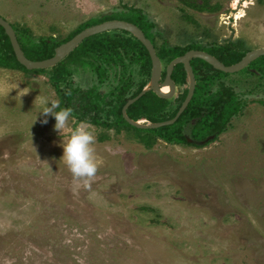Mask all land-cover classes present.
<instances>
[{
  "label": "rangeland",
  "instance_id": "obj_1",
  "mask_svg": "<svg viewBox=\"0 0 264 264\" xmlns=\"http://www.w3.org/2000/svg\"><path fill=\"white\" fill-rule=\"evenodd\" d=\"M132 8L157 46L264 48V0H0L8 22L57 40ZM68 64L79 86L99 85L87 64ZM246 67L230 74L255 76L264 99ZM39 95L58 99L46 72L0 67V264H264V106L202 151L89 123L99 168L74 195L62 144L81 121L60 133L54 117L40 123Z\"/></svg>",
  "mask_w": 264,
  "mask_h": 264
},
{
  "label": "trees",
  "instance_id": "obj_2",
  "mask_svg": "<svg viewBox=\"0 0 264 264\" xmlns=\"http://www.w3.org/2000/svg\"><path fill=\"white\" fill-rule=\"evenodd\" d=\"M197 10L206 9L203 5L190 4ZM211 10L212 8H208ZM118 15L115 11L92 17L79 24L66 37L61 40L53 37L38 36L33 37L29 29L23 26L13 27L18 43L24 55L31 60H42L53 56L54 49L61 43L69 40L85 27L100 23L109 19H123L136 24L150 39L154 45L156 54L161 61L162 71L161 80L165 76L166 65L175 57L184 54L189 49H199L206 51L216 57L225 65L237 62L241 59L248 49L237 43L218 44L216 42L207 45H201L194 42L185 46H168L155 43V34L153 32L154 23L139 9H129L122 11ZM187 19L193 20L188 15ZM80 61L87 64L95 73L98 84L106 86L101 90L99 85H92L84 89L73 79V69L69 62ZM206 66L211 67L206 62ZM0 67L8 69H20L29 72L21 65L15 57L9 38L3 27L0 26ZM258 70L260 77L264 78V56H259L251 61L247 67ZM245 68V69H246ZM33 71L46 72L60 100L61 107L73 108V116L78 120L95 124L96 126L113 128L117 131L125 129L128 132L134 130V138H138L147 146H150L156 139L150 135H158L164 141L169 143L186 142L184 139H175L172 128L174 124L165 125L155 129H138L128 124L122 117L121 108L125 102L137 95L147 84L151 72V60L145 47L138 39L127 31L121 29L107 30L97 33L83 39L70 53L62 60L48 68L33 69ZM218 73L225 74L216 70ZM186 73L181 64H176L171 74V80L174 83V93L168 98L157 96L152 91L144 93L140 98L134 101L126 110L127 115L137 120L140 117H146L152 121H163L172 118L177 106L183 101L187 87L185 80ZM180 90V93H178ZM71 92V95L65 93ZM177 118V122L182 121L187 116L188 108ZM146 132L144 136H139L141 132ZM133 132V131H132ZM134 132V133H135Z\"/></svg>",
  "mask_w": 264,
  "mask_h": 264
},
{
  "label": "flooded vegetation",
  "instance_id": "obj_3",
  "mask_svg": "<svg viewBox=\"0 0 264 264\" xmlns=\"http://www.w3.org/2000/svg\"><path fill=\"white\" fill-rule=\"evenodd\" d=\"M212 56L217 58L216 55ZM199 60L202 59H190V65L195 77V86L192 97L188 102L190 107L188 108L187 116L180 122H177L176 119L172 128L174 132L172 136L175 139H184L186 142L170 143L178 147L188 146L194 151H202L209 143L220 139L222 136L231 135L238 130L241 132L243 124L247 121L252 110H255L258 104L264 106V99L258 97L257 80L253 81L255 76L252 79L248 77L243 79L242 75L232 77L233 75L230 73L223 72L225 74H221L210 64L211 67H208ZM248 70L253 75L258 73V70L254 68H249ZM243 80L248 82L243 83ZM182 88H186V95L188 86H183ZM178 93H180V90H178ZM180 105L181 103L177 106V110ZM249 106H251V109ZM73 117L76 118L75 116ZM140 118H142V123L158 122L143 116ZM76 120L81 121L77 118ZM243 132L248 137V128ZM132 133L134 132H126L128 136L135 137ZM145 134L146 132L143 131L139 136L141 137ZM150 136L156 140H163L158 135Z\"/></svg>",
  "mask_w": 264,
  "mask_h": 264
},
{
  "label": "water",
  "instance_id": "obj_4",
  "mask_svg": "<svg viewBox=\"0 0 264 264\" xmlns=\"http://www.w3.org/2000/svg\"><path fill=\"white\" fill-rule=\"evenodd\" d=\"M0 26L3 27L6 35L9 38L16 60L28 70L52 67L60 60H62L68 53H70L83 39L91 35L101 33L107 30H114V29H121L130 33L132 36L138 39L140 43L147 50L151 60V72L147 84L141 89V91L137 95L128 99L125 102V104L121 108V113L125 121L128 122L131 126L135 128H143V129H155L161 126L173 124L176 121V119L179 117V115L183 112V110L186 108L188 102L192 97L195 86V77L192 67L190 65L191 58L202 59L217 70H220L225 73H233L243 69L257 57L264 56V48H255L247 51L245 55H243L241 59L238 60L237 62L232 63L230 65H225L217 58L212 56V54L206 51L199 49H189L184 54L173 58L166 65L165 76L161 80L162 64L156 54L154 45L152 44L150 39H148L144 35L143 31L136 24L132 22L126 20H120V19H109L85 27L77 34H75L72 38L55 47L53 56L42 60H31L24 55L18 43L13 27L11 26L10 22H8L1 15H0ZM176 64L183 65V68L186 73L185 80L187 82L188 90L175 115L172 118L164 121L147 122V123H142V118L137 120L130 118L126 113L127 108L129 107L130 104H132L134 101L140 98L144 93L148 91H152L157 96L162 98H168L171 95H173L175 87H174V83L171 80V74ZM164 87H166L167 89L163 90Z\"/></svg>",
  "mask_w": 264,
  "mask_h": 264
},
{
  "label": "clouds",
  "instance_id": "obj_5",
  "mask_svg": "<svg viewBox=\"0 0 264 264\" xmlns=\"http://www.w3.org/2000/svg\"><path fill=\"white\" fill-rule=\"evenodd\" d=\"M65 94L71 95V92ZM37 100L40 108L38 113L43 117L40 123L47 124V117L52 116L55 119L54 128L59 133L69 128L70 119L73 118V108L61 107L59 99H50L39 95L35 101ZM95 143L94 129L88 122H81L78 127L71 129L67 140L62 144L63 156L61 159L72 175L71 191L74 195L78 194L80 188L90 190L95 181L99 168L95 155Z\"/></svg>",
  "mask_w": 264,
  "mask_h": 264
},
{
  "label": "bare ground",
  "instance_id": "obj_6",
  "mask_svg": "<svg viewBox=\"0 0 264 264\" xmlns=\"http://www.w3.org/2000/svg\"><path fill=\"white\" fill-rule=\"evenodd\" d=\"M166 89H167L166 87L163 88V90H166Z\"/></svg>",
  "mask_w": 264,
  "mask_h": 264
}]
</instances>
